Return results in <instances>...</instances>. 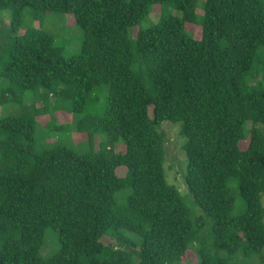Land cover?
Returning a JSON list of instances; mask_svg holds the SVG:
<instances>
[{
	"label": "trees",
	"instance_id": "trees-1",
	"mask_svg": "<svg viewBox=\"0 0 264 264\" xmlns=\"http://www.w3.org/2000/svg\"><path fill=\"white\" fill-rule=\"evenodd\" d=\"M154 5H174L180 15L162 16L130 42ZM196 6L197 0H0V10L11 12L12 33L0 45L7 84L0 101L34 96L28 113L0 119V264H183L198 234L166 180V136L158 130L165 121L182 123L186 183L211 221L214 252L194 250L200 264H264V86L250 85L258 74L264 81V3L206 0L200 18ZM50 13L74 16L84 37L78 54L64 57L39 29L18 32L26 19ZM199 19L202 37L194 38L184 28ZM135 61L146 69L133 70ZM102 94L104 107L91 113ZM64 108L85 114L82 122L91 120L104 134L98 152L58 145L35 153L37 117ZM120 138L125 153L115 152ZM123 168L126 175H118ZM234 182L245 205L237 216ZM125 189L127 202L118 206L116 194ZM49 228L60 247L43 258Z\"/></svg>",
	"mask_w": 264,
	"mask_h": 264
},
{
	"label": "rangeland",
	"instance_id": "rangeland-1",
	"mask_svg": "<svg viewBox=\"0 0 264 264\" xmlns=\"http://www.w3.org/2000/svg\"><path fill=\"white\" fill-rule=\"evenodd\" d=\"M206 0H197L196 14L200 18L204 14V5ZM264 3V0H262ZM179 10L174 5H154L149 15H147L140 24L134 26L128 35L130 42L136 39L138 31L140 29H147L153 24L160 21L162 16H179ZM11 12L9 9L0 10V41L3 40L1 47L5 48L7 43L6 37L8 34L12 35L10 31ZM201 20L195 24L187 23L185 25V32L194 38L202 37ZM36 28L43 32L49 33L54 37V45L61 48L62 55L69 58L75 54H78L82 49L83 44V30L76 23L74 16L71 13L56 14L50 13L39 21H33L26 19L23 28L18 31L24 32L27 28ZM1 50V49H0ZM135 71H144L146 66L144 64H138L134 62L132 66ZM0 76V94L1 86L7 85ZM252 86H264V81L261 74L256 76L255 80L250 82ZM1 96V95H0ZM105 94L99 95L98 99L91 104V113L95 112L98 107H104ZM33 94L27 92L21 96L16 94L7 98L5 102L0 101V119L13 115L22 116L28 113L31 109L28 104H31ZM54 103L55 99H50V103ZM42 104L38 103V107ZM53 111L49 108L48 111ZM149 115L153 116V110L150 107ZM34 116V115H33ZM85 117L83 113H75L67 108L60 109L54 114L46 113L41 117H37V130L34 151L39 153L43 150L51 149L55 146L62 145L68 148L74 149L77 152H98L100 150L101 142L106 141L104 134L95 129L91 120L82 122V118ZM182 123H174L170 121L162 122L158 125V130L164 132L166 136V162L165 172L166 180L169 184L175 185L184 199L185 205L188 210L190 219L194 222L195 230L198 234V240L187 252L186 257L183 259V264H200V255L197 256L198 249L206 247V250L214 252L210 246L209 231H211V221L202 213V210L198 206L194 199V196L190 193L187 183V157L185 152V145L187 138L181 134ZM252 123L247 122L244 124V136L240 143L241 148L245 149L248 144V138L250 137ZM125 142L120 138L116 142L115 152L125 153ZM118 175H126V168L117 171ZM231 192L236 198L235 208L233 215H240L244 211V202L240 196V192L236 183L230 184ZM130 193V189H125L116 194V200L118 206H123L127 202V196ZM262 204L264 207V195L262 196ZM4 237L0 235V249ZM60 244L58 240V234L52 228H49L45 232L44 246L41 251L43 258H48L54 255L59 250ZM127 249V248H125ZM130 251V249H127ZM195 250V251H194Z\"/></svg>",
	"mask_w": 264,
	"mask_h": 264
}]
</instances>
